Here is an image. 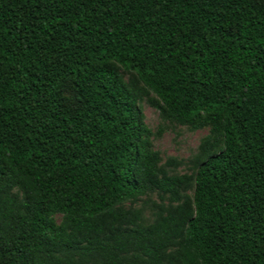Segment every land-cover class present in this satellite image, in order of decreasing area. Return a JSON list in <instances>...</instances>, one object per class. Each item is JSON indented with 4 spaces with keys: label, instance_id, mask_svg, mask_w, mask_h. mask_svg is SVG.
Listing matches in <instances>:
<instances>
[{
    "label": "trees",
    "instance_id": "16d2710c",
    "mask_svg": "<svg viewBox=\"0 0 264 264\" xmlns=\"http://www.w3.org/2000/svg\"><path fill=\"white\" fill-rule=\"evenodd\" d=\"M117 67L208 129L194 174ZM151 194L150 224L121 208ZM0 264H264V0H0Z\"/></svg>",
    "mask_w": 264,
    "mask_h": 264
},
{
    "label": "rangeland",
    "instance_id": "374dc122",
    "mask_svg": "<svg viewBox=\"0 0 264 264\" xmlns=\"http://www.w3.org/2000/svg\"><path fill=\"white\" fill-rule=\"evenodd\" d=\"M118 72L128 90L136 97L137 105L143 114V123L148 133L149 147L152 152L158 154L159 166L163 168L167 175H186L195 173L197 162L201 160L198 154V147L202 139L207 136L208 129L191 130L188 127L179 126L174 123L162 121L156 110L150 107L148 100H154L153 95L140 97L142 86L133 72H125L121 68ZM72 91L67 89L66 96L71 99ZM168 163V164H167ZM173 163L179 165L174 166ZM13 193H16L15 191ZM192 186L182 192V196L191 197ZM18 194V193H16ZM168 206L165 198L160 200L156 194L147 195L138 199L135 203H124L123 210H137L141 215L143 225L150 224L160 208ZM55 223L64 229H68V224L61 216L53 217Z\"/></svg>",
    "mask_w": 264,
    "mask_h": 264
}]
</instances>
